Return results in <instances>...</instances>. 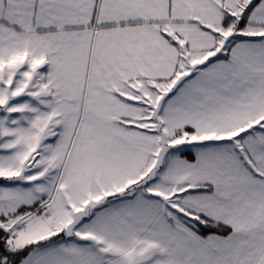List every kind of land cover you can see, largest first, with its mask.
I'll return each mask as SVG.
<instances>
[{
	"label": "snow or ice",
	"instance_id": "snow-or-ice-1",
	"mask_svg": "<svg viewBox=\"0 0 264 264\" xmlns=\"http://www.w3.org/2000/svg\"><path fill=\"white\" fill-rule=\"evenodd\" d=\"M0 264H264V0H0Z\"/></svg>",
	"mask_w": 264,
	"mask_h": 264
}]
</instances>
